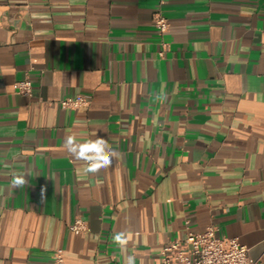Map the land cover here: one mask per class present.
<instances>
[{"label":"crops","instance_id":"0c3cea01","mask_svg":"<svg viewBox=\"0 0 264 264\" xmlns=\"http://www.w3.org/2000/svg\"><path fill=\"white\" fill-rule=\"evenodd\" d=\"M210 224L264 264V0H0V264H162Z\"/></svg>","mask_w":264,"mask_h":264},{"label":"built area","instance_id":"2783aa9c","mask_svg":"<svg viewBox=\"0 0 264 264\" xmlns=\"http://www.w3.org/2000/svg\"><path fill=\"white\" fill-rule=\"evenodd\" d=\"M157 29L164 33L169 29V19L158 12L154 18ZM17 92L31 96L34 84L30 77L18 80L15 84ZM90 94H78L65 97L61 104L68 108H77L90 103ZM71 231L83 233L89 229L86 219L78 215L69 225ZM249 247L240 242L238 237H230L218 233L214 224L204 230L188 231L185 238H176L166 243L160 252L162 264H257L248 257ZM54 264H65V256L61 248L54 251Z\"/></svg>","mask_w":264,"mask_h":264},{"label":"clouds","instance_id":"9594fccd","mask_svg":"<svg viewBox=\"0 0 264 264\" xmlns=\"http://www.w3.org/2000/svg\"><path fill=\"white\" fill-rule=\"evenodd\" d=\"M65 148L75 159L85 162L87 165L84 168L85 174H96L101 169L111 166V157L115 155L111 151V146L103 137L79 143L75 136L70 135L65 139ZM17 183H20V181H17ZM113 242L121 248L125 247L128 243L126 234H114ZM125 264H134V257H126Z\"/></svg>","mask_w":264,"mask_h":264}]
</instances>
